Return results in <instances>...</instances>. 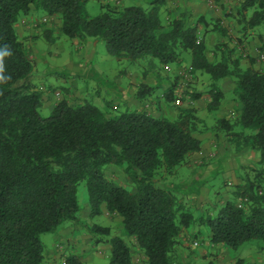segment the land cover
<instances>
[{"label": "trees", "instance_id": "16d2710c", "mask_svg": "<svg viewBox=\"0 0 264 264\" xmlns=\"http://www.w3.org/2000/svg\"><path fill=\"white\" fill-rule=\"evenodd\" d=\"M89 1L0 0V63L6 77L0 80V264H44L47 246L42 236L80 223L82 195L91 216L100 215L105 206L123 219L127 236L145 255V264H175L184 232L200 223L215 246L238 250L251 241L264 242V71L244 70L230 55L219 64L209 62L198 35L199 25L208 31L209 21L200 17L188 25L184 18L164 24L165 0H146L147 8L107 6L96 17L87 11ZM33 9L59 17L65 37L103 40L118 60L134 63L151 58L168 66L181 64L182 55L192 53L191 70L214 82L232 78L241 112L233 120H219L215 128L224 133L234 155L260 157L257 165L247 167L243 184L233 187L232 199L217 212L211 208L195 215L180 185L169 183L192 155L202 152L199 135L210 130L194 109H183L174 120L140 112L111 115L89 101L73 106L62 100L44 117V93L28 83L35 66L16 28ZM250 10L249 27L264 25V0H244L240 13ZM219 27L217 23L213 30ZM44 34L53 45L52 31ZM21 82L25 83L20 87ZM59 88L52 92L71 94L68 85ZM145 88L140 99L148 95ZM210 93L208 109L214 112L224 93L216 87ZM175 94V87L165 93L167 103L175 100ZM190 98L194 102L200 93ZM110 166L124 173L133 191L107 177ZM87 231L93 246L111 245L108 264H135L124 236H114L110 228L97 224ZM82 260L72 254L65 264H84Z\"/></svg>", "mask_w": 264, "mask_h": 264}, {"label": "rangeland", "instance_id": "374dc122", "mask_svg": "<svg viewBox=\"0 0 264 264\" xmlns=\"http://www.w3.org/2000/svg\"><path fill=\"white\" fill-rule=\"evenodd\" d=\"M210 2V0L206 1L209 5ZM219 2L220 0L212 1L211 3L213 5L211 7L214 8V5L216 7H223L225 11L228 12H225V18L216 21L209 19L211 25V30L209 31H206L204 25L200 24L198 35L206 46V55L209 62L219 64L224 55L226 57L230 55L232 61H239L238 57L240 52L237 53V43L242 44L244 41L250 40V38H255V34L257 35L261 33L264 37V25L257 28H248V21L253 14V10L246 12L243 16L240 13L243 0H223L221 5L218 4ZM148 3L149 2L145 0L143 6L147 8ZM226 4H228L229 7H226ZM136 5L137 3L135 2L134 6ZM173 5L177 7L176 2ZM107 6L123 9L128 5L125 2H122V0H90L87 5V11L91 17H96ZM170 9L171 8L167 6L161 10V17L164 24L176 20L172 17L170 12H167ZM35 15L39 18L38 21H40L38 27H41L42 30H46L47 27L48 29H51V38L54 39V44L49 45L45 34H42L43 32L39 31L41 33L40 39H36L33 43L34 46H37L36 49H38V51H40L39 49H43L47 52L46 58L49 61V64H43L46 67L57 64V61L54 62L51 59L52 57L56 60L58 59L59 62L62 60L67 61L68 64L70 63V59L73 58L72 61L76 62L78 67L80 65L79 73H81L80 71L83 68L82 73L78 77H72L77 87L70 95L66 96L63 92L53 93L55 98H57L56 103L62 101L60 99L61 96H63L64 100H67L73 106L89 101L111 115L133 113L136 112V110L160 115L162 112L167 111L169 118L175 120L180 116L183 109H194L197 111V104H194L190 97L193 94L200 93L206 87H210L208 83L211 80L207 74L197 71L195 68L194 71L191 70L194 67V56L192 53L183 54L181 64L162 66L158 60H153L151 58L132 63L128 60H118L114 58L108 53L105 42L101 39H96V42H94V49L96 50L94 60L98 62L99 69L96 68V66L92 67V64H89L90 58L88 55L89 53L87 52V44L84 42L90 38L78 40L65 37L61 33L62 22L59 17L52 19L41 13H36ZM184 18L189 21L188 25H194L198 20V18L194 17L193 19ZM217 23L220 24L218 29L225 30V33L221 31L219 33L217 32L218 30H212V27ZM48 29L46 31H49ZM239 29H243V32L246 34L244 35L243 32L242 34L239 33ZM248 34L251 35L248 36ZM258 37L259 35H257V38ZM26 42L29 51L32 46L30 45V41ZM253 42H255V39H253ZM252 44L251 50L249 49V45L244 49L245 55H248L249 59L253 58V56H251L252 52L259 56L264 54V48L262 50L260 44ZM75 55L76 57H81L83 60L74 59ZM254 59L256 62H259L257 59L260 60L261 58L258 57ZM262 62L263 61L259 62L262 67L261 71L264 69V63ZM39 80V85L36 84V89L41 90L43 93H45L46 89H52L51 85H57V82L55 83L51 80V77L45 79L44 76H41ZM24 83L25 82H21L19 86H23ZM28 83L33 84L29 81ZM43 84H47L48 86H44ZM58 84L66 83L64 82V79H61ZM149 84H152L153 88H151ZM42 86L43 88L41 89ZM145 86L148 95L145 99H140L139 94ZM171 87H175L177 93L175 95L177 96H175L176 98L173 102L167 103L164 98V93H166ZM180 97L182 100H180L181 103H178ZM157 99H160V101L156 102ZM52 112L53 108L48 106L41 110V114L44 117L50 116ZM234 117L235 115L232 116L231 119L233 120ZM200 127L201 129L204 128L202 125H200ZM248 154L251 155V153ZM200 160L202 161L203 159ZM252 161L251 159H248L243 165H247L248 167L249 165H252ZM199 164V167H208L211 165V163L208 162H202ZM247 167L245 168V173L249 171ZM189 170L190 169H188L186 165L179 168V172H182L183 178L188 177ZM106 175L111 180H114L118 184L133 191L132 186L129 184L126 176L120 169L114 166L107 167ZM169 180L171 181L169 183L172 186L175 184L177 185V183L180 182L178 177L174 178V180ZM233 183L234 182H232V186L235 185ZM81 203L82 211L79 216L80 223L63 226L64 228H61V231L63 230V232L57 238L56 242H54L53 235L51 234L42 236L47 248L51 245L54 246L55 251H57L60 255L59 257H61L59 262L53 261L49 263L50 259H48L45 264H65L67 257L72 254L82 257L84 264H108L110 252L108 251L107 245L104 244L99 247L93 246L92 237L87 231V227L96 224L110 228L112 235L114 236H124L134 252V263H146L145 255L138 248L137 241L134 238L127 236L124 230L123 219L120 216L110 214L105 206L100 215L91 216V208L84 195H82ZM216 203V201L211 199V203L206 202L205 204H201L202 209L199 207V204H192L194 205V210H196L195 215L205 214L206 211L211 210V208L214 209ZM76 240L78 242H76ZM195 243L198 245L196 246ZM65 244L68 245V249H66ZM65 250L66 252H64ZM221 250V248H216L211 243L206 227L200 223L195 225L192 229L184 232L182 244L178 247L175 264H202L208 262H213V264H264V242L261 240L248 242L238 250L230 249L233 255H235L231 262L228 261L229 258H227L226 261V257H228L226 254H223V260L221 257Z\"/></svg>", "mask_w": 264, "mask_h": 264}, {"label": "crops", "instance_id": "0c3cea01", "mask_svg": "<svg viewBox=\"0 0 264 264\" xmlns=\"http://www.w3.org/2000/svg\"><path fill=\"white\" fill-rule=\"evenodd\" d=\"M144 1L145 0H122V2H125L128 5L127 7L134 6L135 2L137 3L136 6L144 7L143 6ZM152 1L154 0H151V2ZM206 1L207 0H165V4L164 6H162L161 10L167 6L170 7L171 9L167 12H170L172 17L175 19L178 18L184 19V17H186L187 19H193V17L194 18L205 17L207 21H209V19L216 21L225 18L224 14L226 11L223 7H216L214 5L213 8L211 7L213 4L210 2L209 5V3L208 4L206 3ZM175 2L177 3V7L173 5L175 4ZM222 2L223 0H220L218 4L221 5ZM225 6L229 7L228 4H226ZM35 14L36 11L33 9L30 15L21 17L20 21L18 22V25L16 26L20 38H24L25 42L30 41V45L32 46L29 50V53L32 61L34 62L35 68H34V74L30 78L29 82H32L33 85L36 87V84L39 85L38 81H40L39 78H41V76H44L45 79L51 77V80H53L55 83L57 82L56 83L57 85L55 86L51 85L52 89H54V87L55 88L56 87L59 88L61 86L66 87L68 83V87L71 88V93H72L74 89L77 87L72 77H78L82 73L83 68L80 71L81 73H79L80 65L78 67L77 63L72 61L73 58L70 59L69 64L67 63V61L64 60L59 62L58 59L56 60L54 57H52L51 59L54 62L57 61V64L47 67L43 64V63L49 64V61L46 58L47 52L43 49H39L40 51H38V49H36L37 46H34L33 43L36 39L38 38L40 39V35H41L40 32H43L42 34H44V32L48 29V27L46 28V30L44 29L42 30L41 27H38V23L40 21H38L39 18ZM51 18L53 19L55 17H51ZM240 20L242 21L241 18ZM48 30L50 31L51 29ZM209 30H211V25L208 31ZM239 30H240L239 33L242 34L243 29H239ZM220 31L225 33V30L222 29L218 30L217 32L220 33ZM245 34L246 33H244V35ZM249 35L251 34H248V36ZM257 35L255 34L254 35L255 38H250V40H246L242 44L237 43V53L240 52L238 59L240 61L241 68L244 70L255 69L261 71L262 67L260 66L259 63L260 60L257 59L259 62H256L254 59V58H258L259 55L258 54L255 55V53L252 52L251 56H253V58L249 59L248 55H245V50H244L246 49V47H248V45L250 47L249 49L251 50V47L253 45L252 43L260 44L263 50L264 37L261 34L257 38ZM253 39H255V42H253ZM84 42H86L87 44V52L89 53L88 55L90 58L89 64H92L91 65L92 67L96 66V68L99 69L98 62L94 60L95 59L94 54L96 53V50L94 49V42H96V38H90L88 40H85ZM76 55L74 56V59L83 60L81 57H76ZM262 63H264V61ZM61 79L62 80L64 79V82L66 84H58V82ZM55 83H50V84H55ZM208 84L210 85V87H206L204 90L200 92V98L194 101V104H197L196 105L197 116L205 122L206 127H208L210 130L199 135V138L203 142L202 145L203 150L202 152L198 154H194L190 157L189 164L186 165L187 168L190 169L188 172V177L183 178L182 172H179L177 177L179 178L180 182H178L177 185H180L181 191H183V193L185 194L186 201L189 205L194 207V205L192 204H199V207L202 209V205H201L202 203L203 204H205L206 202L211 203V199H213L214 201L217 202L216 205L214 206V209H216L217 212L219 208H221V206H223L227 201L232 199L231 191L233 187L243 184L244 182L243 178L246 175L245 168L247 167V165H243L244 162H247L248 159L249 160L251 159V161L253 160L251 166L254 167L255 165L258 164L260 157L255 153H251V155L248 153H244L241 155H234L232 149L229 148L230 146L227 143V138L225 137L224 133L215 128L218 125L219 120L230 119L232 116L234 115L236 116L241 112V108H242L241 104L234 98V94H233L235 89L234 80L228 77L217 82L211 80ZM43 85L48 86L47 84H43ZM149 86L153 88L152 84H149ZM214 87L220 89L224 93V99L216 111L210 112L208 109V104L211 102L210 91L211 88L213 89ZM42 88L43 86L41 87V89ZM52 89H48V90L46 89L43 95L44 107L48 106L50 108H53L55 105L58 104L56 103L57 98H55ZM59 92H61V90H58L55 93H59ZM164 98H165V93H164ZM60 100H64V97L61 96ZM158 101H160V99L156 100V102ZM136 112L146 113V112H141L140 110H136ZM147 114L157 118L158 117L169 118L167 111L162 112L160 115H155L150 113ZM200 159L203 160L201 161ZM202 162L204 163L208 162L211 163V165L208 167H199L200 166L199 163ZM258 168H260V166H258ZM254 174L255 172L252 174V176ZM232 182H234L233 183L235 184L234 186H232ZM62 232L63 230L61 231L60 229L56 235H53L54 242H56L57 238L62 234ZM76 242L78 241L76 240ZM65 247L66 249L69 248L67 244H65ZM107 247H108V251L110 252L111 245H107ZM215 247L222 249L221 250L222 258H223V254H226L228 256L226 257V261L227 258H229L228 261L231 262L232 258L235 257V255H233L232 251H230V249L227 246L217 245ZM64 252H66V250ZM59 256L60 255L58 254L57 251H55L54 246L51 245L50 247L47 248L46 261L50 259L49 263L53 261L59 262V259L61 258ZM82 261L84 262V260Z\"/></svg>", "mask_w": 264, "mask_h": 264}, {"label": "clouds", "instance_id": "9594fccd", "mask_svg": "<svg viewBox=\"0 0 264 264\" xmlns=\"http://www.w3.org/2000/svg\"><path fill=\"white\" fill-rule=\"evenodd\" d=\"M3 71H4L3 64L0 63V80L6 79V77L3 76Z\"/></svg>", "mask_w": 264, "mask_h": 264}, {"label": "built area", "instance_id": "2783aa9c", "mask_svg": "<svg viewBox=\"0 0 264 264\" xmlns=\"http://www.w3.org/2000/svg\"><path fill=\"white\" fill-rule=\"evenodd\" d=\"M211 2L212 1H215V0H210ZM261 60H264V54L263 55H261ZM180 100H182L181 99V97L178 99V103H181V101ZM195 245L197 246L198 244L197 243H195Z\"/></svg>", "mask_w": 264, "mask_h": 264}]
</instances>
